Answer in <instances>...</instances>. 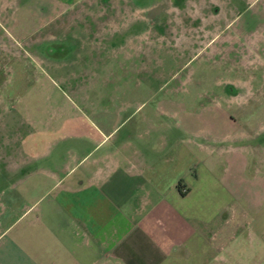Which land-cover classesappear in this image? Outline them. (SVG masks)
<instances>
[{"label":"rangeland","instance_id":"rangeland-1","mask_svg":"<svg viewBox=\"0 0 264 264\" xmlns=\"http://www.w3.org/2000/svg\"><path fill=\"white\" fill-rule=\"evenodd\" d=\"M67 1L72 2L59 3L53 24L75 27L59 31L58 39L71 45L68 62H38L16 46L0 61V232L42 189L32 186L26 192L31 182L21 184L17 171H6L19 162L20 136L35 127L45 131L59 126L56 140L47 133L44 146L54 157L44 159L45 166H59L90 145L67 126L97 120L93 109L123 106L120 119L125 120L116 134L144 118L169 121L165 134L169 130L171 138L164 152H170L172 177L181 167L197 173L206 168L209 174L201 177L202 183L215 182L220 190V210L212 219L200 212L202 219L196 222L213 243L204 264H264V0H173L176 4L167 8L172 21L184 19L192 26L179 34L196 40H176L170 29L165 30L170 41L148 43L141 30L148 23L137 21L134 31L141 34L129 45L124 32L106 45L103 31L84 30V24L103 18L94 22L81 10L72 18L83 3L72 7ZM137 1L142 0H124L123 6L133 9ZM155 3L149 28L157 35L169 16L164 14L160 23L162 0ZM100 6H106L103 0L92 5ZM15 18L0 16V22L11 27L17 21L23 34L35 22L29 13ZM87 40L98 43L90 46ZM25 48L31 54L41 49L36 44ZM118 91L125 94L115 96ZM155 128L158 136L163 129ZM5 238L6 232L0 234V247Z\"/></svg>","mask_w":264,"mask_h":264},{"label":"crops","instance_id":"crops-1","mask_svg":"<svg viewBox=\"0 0 264 264\" xmlns=\"http://www.w3.org/2000/svg\"><path fill=\"white\" fill-rule=\"evenodd\" d=\"M64 1L0 0V16L6 21L16 20V16L25 13L35 17L24 34L17 21L10 23L11 27L0 22L3 31V34L0 31V57H3L0 61L4 62L5 53L9 54L11 47L16 46L38 62H68L71 53L68 43L59 54L42 49L50 39L62 38L59 31L75 29L70 24H53L59 14V3ZM95 1L72 0L67 4L74 7L78 2L83 3L72 18L81 13L79 10L94 22L97 16L103 18L95 24H84V30L103 31L106 45L112 38L118 39L119 32L126 34L125 43L132 44L141 34L139 30L134 31L133 22L137 21L148 23L141 29L147 32L142 37L148 43L170 41L171 34L165 35V30L170 29L175 31L172 37L176 40L184 39L185 43L196 40L192 39L196 36L187 38L179 34L180 30L186 31L192 26H187L184 19L181 23L172 21L167 8L176 4L173 0H162L160 10L164 11L160 12L159 20L162 23L164 14H168L169 21L162 23L164 30L157 35L153 27L149 28L155 0L137 1L133 9L123 6L124 0H103L106 6H100V10L92 7ZM125 14L131 18L125 19ZM86 43L91 46L98 42L87 40ZM27 44H36L41 50L31 54L25 48ZM110 45L113 47L115 43ZM123 94L124 91H118L114 95ZM119 108L93 109L91 114L97 120L75 121L74 126H67L78 130L77 135H82L86 141L82 140L90 145L81 156H73L71 161L59 166L44 164V159L54 158L44 149L49 138L47 133L56 140L59 126L45 131L43 126L41 130L35 127L20 136L19 162L9 165L6 171H17L21 184L31 182L24 191L28 192L32 186L42 189L0 232H6L0 247V264H204V256L213 243L196 222L202 219L200 212L212 219L220 210V190H215L218 188L215 182L202 183L201 177L209 174L206 168L207 171L201 169L197 173V169L189 171L181 167L172 177L170 152H164L171 138L169 130L165 134L169 121L144 118L131 122L129 129L116 134L125 120L120 117L126 109ZM155 127L163 129L157 132L158 136L155 133L159 130Z\"/></svg>","mask_w":264,"mask_h":264},{"label":"flooded vegetation","instance_id":"flooded-vegetation-1","mask_svg":"<svg viewBox=\"0 0 264 264\" xmlns=\"http://www.w3.org/2000/svg\"><path fill=\"white\" fill-rule=\"evenodd\" d=\"M63 42H64L63 39H58V38H54L52 40L50 39L47 46L43 47L42 49H44V51H46L47 53L52 52L51 54H54L56 52L55 54H59V53H62L64 51L65 44ZM39 50H41V49H39Z\"/></svg>","mask_w":264,"mask_h":264}]
</instances>
